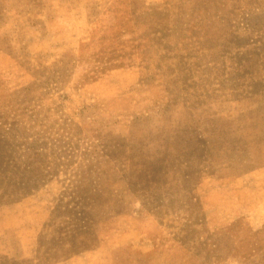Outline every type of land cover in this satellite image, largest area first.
Listing matches in <instances>:
<instances>
[{"label":"rangeland","instance_id":"1","mask_svg":"<svg viewBox=\"0 0 264 264\" xmlns=\"http://www.w3.org/2000/svg\"><path fill=\"white\" fill-rule=\"evenodd\" d=\"M0 264H264V0H0Z\"/></svg>","mask_w":264,"mask_h":264},{"label":"trees","instance_id":"2","mask_svg":"<svg viewBox=\"0 0 264 264\" xmlns=\"http://www.w3.org/2000/svg\"><path fill=\"white\" fill-rule=\"evenodd\" d=\"M36 143V142H35Z\"/></svg>","mask_w":264,"mask_h":264}]
</instances>
